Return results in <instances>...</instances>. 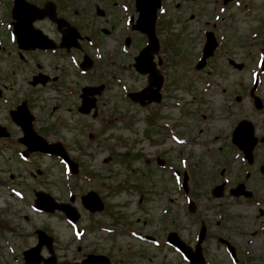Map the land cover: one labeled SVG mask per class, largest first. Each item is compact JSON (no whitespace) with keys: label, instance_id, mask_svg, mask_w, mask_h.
Returning <instances> with one entry per match:
<instances>
[{"label":"rangeland","instance_id":"374dc122","mask_svg":"<svg viewBox=\"0 0 264 264\" xmlns=\"http://www.w3.org/2000/svg\"><path fill=\"white\" fill-rule=\"evenodd\" d=\"M2 1L5 2V0ZM112 1L117 3L112 4L113 16L116 19V32L113 34L118 33L124 36L125 29H122V23L125 27L124 20L130 12L129 0ZM235 1L239 3L235 4ZM235 1L232 4L229 2L227 9L220 14L221 0H165L169 8L167 7L166 13L161 18L159 15L156 24L165 30H160L158 34L166 47L173 51L171 58L182 56L184 59H181L180 67L176 70L180 74L179 82L188 83V78L184 79V75L193 72L192 62L204 40L203 31L210 28L212 22H216V26L213 27L215 32L227 38V48L235 53L239 60L245 58L246 67L241 74L247 77L248 67L256 68V55H254L255 58L251 57V62H249L244 52H252L254 48L252 45L259 39H253L251 35L257 28L256 22L261 21L264 15V0ZM125 5H128L127 12L122 10ZM1 6L3 7V4ZM66 6L71 11L86 12L88 23L85 21V24L95 30L98 20L94 14L95 7L103 6L100 0H68ZM90 13L93 14V18ZM215 14H219L222 18L215 20ZM134 15L135 20L136 13ZM167 17L168 21L164 23ZM85 31L89 32L88 29ZM131 34L134 40L133 45H140L143 41L142 35L137 31ZM168 36H171L169 43L165 41ZM251 39H253V44L249 45L248 41ZM111 44H114V41H111ZM130 50L132 51V48ZM10 60L12 59L8 56L0 57L1 74L3 71L9 73L12 68H15ZM212 60L215 69L220 72L227 71L228 76L221 79L220 75L212 74L213 79L209 80L210 84L202 86L201 80L196 79L190 88L176 90L174 94L176 99L180 100L177 102L182 103L181 110L171 109L159 112L153 107L147 109L135 102L127 103L121 98L117 89V94L111 98V101H114L118 110L115 112L103 108L99 112L97 110L96 116L93 117L92 111V115H84L71 107L72 98L67 97L64 108L48 119L49 129L66 141V146L69 145V154L76 157L75 160L80 165L81 174L79 173L76 179L69 177L68 187L65 186V189L62 185L65 175L54 160L46 157L36 158L32 172L38 177L31 179L25 174L24 169L28 168L26 165L15 158H10L8 152L0 153V217L5 219L2 223L0 222V264H22L21 250L25 246L36 243V234L30 239L28 237L36 227L44 228L54 237L55 252L58 255H56V264H67L78 260L80 254L76 248L77 244L81 245L82 252L95 250L117 254L114 258L120 262L115 261L113 264H186L175 253L165 248L155 247L150 240L132 239L129 231L134 228L141 229L143 236L148 234L155 240H160L163 228L172 229L173 227L190 241L193 239L194 231V226L190 223L192 217L208 220L214 218L218 211L213 207L216 199L213 196L209 198L208 195H211L209 192L201 190L196 194L181 192V187L172 175V169H161L156 164V159L164 156V153L170 160L168 161L170 164H176L180 169L186 168V166L182 167L183 165L192 167L195 181L205 185L206 188V180L210 173L216 176L217 172L213 166L218 151H220L217 146L220 145L221 140H214V143L207 145L209 150L213 149L214 152L211 158L203 152L204 148L202 150L190 149L189 159L184 152L179 158L175 152L177 146L182 149L187 146V136L194 140L196 136L209 137L213 140L212 135L217 128V131L227 129L221 122L224 116L221 107L223 103H226L222 102L223 87L227 91H230L232 87L236 89V78L230 69H224V57ZM26 66L22 69L28 73L32 65ZM215 69L211 72L213 73ZM21 81L24 84V90H29L30 87L25 84V80L21 78ZM261 88L264 91V78ZM30 92L32 93V88ZM36 94H40L41 99H44L45 95L52 102L56 99V93H50L45 88L38 89ZM43 115L44 113L40 112L39 116ZM225 117L227 120L231 119V116L225 115ZM145 118L149 121L147 122ZM213 119L216 120L214 124ZM172 120L177 123V129L186 136L182 137L184 142L179 145L173 143L171 132L165 135L159 128L162 122L169 124ZM209 123L213 124L214 128L211 133H208V129L212 128ZM38 126L45 128L40 124V120H38ZM189 129L191 133H187ZM37 169H40L41 173L38 174ZM11 174L12 178H10ZM45 174H48L47 177H44ZM3 181H5L4 188ZM11 183L24 190L26 198L13 199V195L6 188ZM72 186L75 187L74 190H70ZM31 188L47 191L55 199L61 201H67L68 192L74 193L75 198L72 205L78 209L80 214L79 227L85 226L86 232L76 235L75 228L65 224L60 216L50 217L31 210L27 206V202L33 199ZM90 190L98 193L103 200V211L90 213L82 207L79 195ZM188 196L193 197L197 203L192 213H189L185 203ZM11 201L13 205L10 207ZM233 211L238 212V216L240 215L239 211ZM243 215H247L245 209L241 216ZM112 218L120 222L127 220L131 226L129 228L127 223L126 226H120V236H112V239L103 232L93 230L92 226L95 221L99 220L109 224ZM82 235L84 238L79 242L82 238L78 240L75 236ZM72 237L75 240H72ZM71 241L74 244H70ZM127 244H131L132 248L128 256L126 254ZM41 254L43 257L48 256L46 248H42Z\"/></svg>","mask_w":264,"mask_h":264},{"label":"flooded vegetation","instance_id":"af4514ba","mask_svg":"<svg viewBox=\"0 0 264 264\" xmlns=\"http://www.w3.org/2000/svg\"><path fill=\"white\" fill-rule=\"evenodd\" d=\"M26 1L38 9H43L49 3L51 9L48 8V12L51 14L53 8L55 17L47 15L45 10L43 16L34 17L35 13L32 11V24L25 34L30 38L34 36L37 42L46 47L40 48L32 45V49H22L18 47L15 39L14 42L10 41L8 32L4 30L5 23H18V20L11 18L10 9H4L0 55L1 57H10L11 64H14L15 68H12L9 73L5 71L0 73V153L8 152V156L15 158L18 162H20L19 154L25 156L27 162L22 164L28 168H25L24 171L32 179L38 177L32 172L35 159L45 156L41 152L29 151L25 142L31 143L32 129L48 142L60 140L51 134L53 130L49 129L48 119L54 117L56 112L64 108L67 97L72 98L70 106L77 110L82 88L85 86L97 87L95 95L92 97L94 98L95 111L91 109L89 113L85 114L92 115L93 112L92 116L95 117L96 111L99 112L103 108L115 112L118 110L114 101H111V98L117 94V89L125 102L133 103L128 94L144 88L148 89L150 82L148 74H140L134 68V56L138 47L132 48L130 43L126 44L125 37L123 38L118 33L113 34L116 32V19L113 16L115 3L112 0H100L103 6L95 7L94 14L98 17L95 30L85 24L86 12L71 11L66 6L68 0ZM10 3L8 2L9 6ZM90 14L93 18V14ZM56 18L61 21L59 26ZM23 19L27 20V18ZM67 28L73 31L70 37V46L62 43ZM85 29H88L89 32H86ZM258 34L260 37L257 44H261L259 52L264 54V38L260 33ZM215 38L217 46L213 55L205 61L203 67L197 69L196 64L201 55L199 49L198 56L192 62L193 72L184 75V79L189 78V85H192L196 79L211 83L209 80L213 79L212 74L220 75L221 79H225L228 72L217 71L212 64L214 63L212 59L224 57V69L232 71L237 86L236 89L232 87L230 91L223 87L222 102L226 103H223L221 107V112L224 113L221 122L227 129L217 131V128L216 132H213V140L209 137L199 138L198 136L194 140L187 136V146L183 149L175 148V152L178 158L184 152L189 159L188 151L190 149L202 150L204 148L203 152L208 158H211L214 152L213 149L209 150L207 145L214 143V140H221L220 145L217 146L220 150L218 151L219 156H216L213 166L217 174L214 177L213 173L209 172L210 175L208 174L209 177L206 180L207 188L195 181L192 167L187 165V168L183 170L188 177L187 192L193 193L199 190L209 192L211 195L208 197L210 198L212 191L218 186L221 187L222 196L220 200L215 198L216 203L214 202L213 205L218 210L216 217L206 219L205 222L203 220L198 222L204 223L206 227L205 239L202 243L206 263L264 264V91L258 82L259 76H263L264 73L258 71L255 77L256 82L253 86H248L252 66L248 67L247 77L245 74H241L246 67L245 58L239 60L237 55L227 48V38L220 39L216 34ZM90 40L91 45L88 44ZM111 41H114V44H111ZM162 41L160 37L158 53L150 64L161 78L159 102H148L145 99L144 105L141 107L147 109L153 107L159 112L171 109L181 110L180 103L177 102L180 100L176 99L174 92L180 89V74L176 70L180 67L179 62L182 60L180 57L172 56L173 58H171L173 51L166 47ZM165 41L171 42V36L166 37ZM128 48H132V51ZM244 56L249 59V62H251V57L255 58L253 51L244 52ZM82 60L91 61V67L82 69L80 67ZM25 63L32 65L28 73L23 70L27 67L24 65ZM214 69L215 71L212 73L211 71ZM38 74H41L43 79L34 82L33 78ZM31 77L32 86L30 85ZM21 78L25 80L28 87L32 88V93L30 88L24 90ZM42 88L50 93L55 92L56 99L52 102L45 95L44 99H41L40 94H36V92ZM153 88L154 85H151L149 89ZM45 94L48 95V93ZM20 104L22 111L15 110L12 115L13 119L10 110L16 109ZM40 112L44 113L41 117L39 116ZM225 115L231 116V119L227 120ZM38 120L45 128L38 126ZM20 121L24 127L28 126V123L30 124L31 128L27 129L26 133L20 126ZM213 121H215L213 124L216 123L215 119ZM60 122L62 123V120ZM240 123H243V127L237 131L236 140L233 141V132ZM213 124L209 123L212 128L208 129V133L214 129ZM171 125L172 131L181 138L186 137L177 129L175 121L172 120ZM161 127L165 130L163 125ZM188 132L191 133V130H187ZM65 148L68 151V147ZM163 155L158 157L163 169L173 165L174 170L180 174L182 170L179 166L170 164L168 157L164 153ZM46 158L51 159L50 156ZM58 165L63 169V164L59 160ZM37 173H41V170L37 169ZM47 175L45 174L44 177ZM10 177L12 178V174ZM196 189L198 190L196 191ZM33 190L34 188H32ZM235 191L239 193L235 194ZM243 209L247 215L241 216ZM233 210L239 211L240 215L238 216V212ZM190 223L193 224L194 231H196L198 223H196L195 217H192ZM183 238L186 243L188 242L187 244L194 246L193 239L188 241L184 236Z\"/></svg>","mask_w":264,"mask_h":264},{"label":"water","instance_id":"95a60500","mask_svg":"<svg viewBox=\"0 0 264 264\" xmlns=\"http://www.w3.org/2000/svg\"><path fill=\"white\" fill-rule=\"evenodd\" d=\"M158 5H159V0H137V9L140 12V20L138 21L136 28L143 30L144 32H147L149 36V45L147 46L148 49L147 50L145 49L144 51V53L147 52L148 55H150V53H153L157 50L156 38L153 32V22H154V14ZM142 93H145V91H143ZM142 93L134 94L133 95L134 99L136 100L140 99V96L143 95ZM242 127L243 125L238 126V128L234 133V136L236 135L237 131ZM83 200H84V204H87L86 206L90 207L92 210L101 208L100 203L97 201V198L93 193H89L88 195H86L83 198ZM40 234L42 235V233ZM202 235L203 234L200 235V240L202 239ZM41 243L49 244L50 240L46 242L45 239L40 237V243L35 248L32 249L37 264L39 262L38 251L40 249ZM186 252L188 253V255L187 254L186 255L192 260L191 264H203L199 249H197L193 253H190L189 251Z\"/></svg>","mask_w":264,"mask_h":264}]
</instances>
